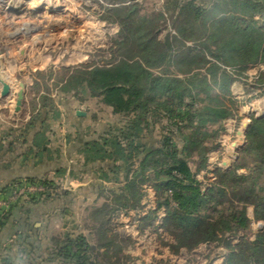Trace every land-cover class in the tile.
<instances>
[{"label":"trees","instance_id":"trees-1","mask_svg":"<svg viewBox=\"0 0 264 264\" xmlns=\"http://www.w3.org/2000/svg\"><path fill=\"white\" fill-rule=\"evenodd\" d=\"M227 1L214 0L209 7L207 0H165L160 12L156 2L147 0L153 6L149 15L140 12L139 3L112 8L114 17L126 12L120 45L127 49L111 66L67 70L63 92L79 94L86 86L122 118L119 127L90 143L89 152L90 160L108 163L101 170L122 173L125 182L109 189L106 204L92 215L90 232L97 247L82 234L66 235L57 249L58 264H102L101 257L119 264L120 254L126 255L122 240H133L117 231L118 219L146 206L144 185L154 188L159 201L156 210L137 219L160 237L173 236L169 249L174 253L216 244L230 250L225 264H264V230L257 243H249L239 236L248 228L244 211L228 207L252 205L264 219V119H255L248 132L243 156L255 158L248 173L218 168L204 193L194 171L207 168V155L232 117V106L217 98L232 96L231 105L236 100L232 91L238 78L225 67L264 65V0H230V7ZM168 24L176 34H164ZM23 179L54 188V195L39 201L65 191L46 178ZM160 211L166 216L157 226ZM10 215L0 221V229ZM237 237L238 248L233 245Z\"/></svg>","mask_w":264,"mask_h":264},{"label":"crops","instance_id":"crops-1","mask_svg":"<svg viewBox=\"0 0 264 264\" xmlns=\"http://www.w3.org/2000/svg\"><path fill=\"white\" fill-rule=\"evenodd\" d=\"M84 1L19 0L18 7L29 5L30 9H36L38 19L67 20L69 28L65 32L69 40H63L54 25L46 26L38 31V39L44 42L42 48L23 46L21 42L18 49L0 54V73L11 87L10 95L2 97L0 85V190L10 182L23 178H46L67 187L60 197L37 201L28 211L6 219L0 229V261L7 259L6 264H58L57 249L65 235H71V228L90 234L92 215L106 204L108 190H117L125 182L122 173L111 174L101 170L108 163L90 160L89 152L90 143L99 141L110 129L119 127L122 118L114 114L112 108L102 104L100 98L93 97L86 86L82 94L63 92L61 88L69 77L61 81L57 79L63 69L89 60L90 44L96 45L97 41V45H101L105 40V34L100 29L94 32L89 27L88 22L92 18L82 11L83 5H86ZM90 1L105 3V0ZM140 1L113 2L123 6ZM152 1L165 3V0ZM6 2L1 0V3ZM61 2L67 4V7L61 6V9L66 8L63 11L53 5ZM74 2L77 4L74 5ZM68 3L73 5L69 7ZM1 20L7 19L0 15ZM100 21L106 27V22ZM216 23H213L214 28ZM167 30H173L170 24ZM0 34V47H5L13 37H6L4 29ZM66 56L68 60L63 65L61 61ZM22 57L27 60L26 64L20 62ZM50 68H53L54 74L49 80L35 77ZM21 83L26 86L25 98L21 110L16 112ZM92 99L101 102L102 110L91 107ZM78 112L85 114L80 116ZM145 187L146 197L153 199L154 188L150 186L149 190V185ZM143 204L150 207L148 200ZM124 215H131L136 221L135 212L122 213L119 225L123 223ZM129 224L133 231L139 233V225L134 222ZM142 245L144 243L141 242ZM5 248L8 254L3 252ZM13 250L22 252L20 259ZM6 255L9 257L5 258Z\"/></svg>","mask_w":264,"mask_h":264},{"label":"rangeland","instance_id":"rangeland-1","mask_svg":"<svg viewBox=\"0 0 264 264\" xmlns=\"http://www.w3.org/2000/svg\"><path fill=\"white\" fill-rule=\"evenodd\" d=\"M16 1L17 3L19 2V0ZM113 1L114 0H105V3L92 2L90 0L84 1L86 4L83 5L84 10H82L83 7L82 9L80 8L79 10H82L86 15L90 14V17L92 19H90V21L88 22L90 23L89 27L92 28V31L94 32L100 29L103 32V34H105V37L102 36L105 40L101 45H97V41H96V45L90 44L91 53L89 60H87V62L79 63L75 66H71L68 69L71 70L73 69L72 71H74L76 69L84 68V66L85 67L87 66L89 68H92L94 66H111L118 61L119 56L122 54V52H124L127 49L125 45L123 46L120 45V40L122 39V37H124L122 35V30L125 27L126 22L124 21L123 15L126 12H122V11L118 12L117 16L114 17V14L111 12V9L119 5H116V3ZM146 1L147 0H141L140 2H138L141 5L139 9L142 14L149 15L153 11V6L150 5L151 3H146ZM211 1L214 0H207V5H209V7L212 6L210 3ZM220 1L224 2V0H220ZM62 3L63 2L56 3L53 5L58 6V10L63 11L66 8L61 9L62 8L61 6L63 5L66 6L67 4H62ZM156 3L157 4L155 5L157 11L163 12L164 9H166L164 7L165 4L162 3L161 1H158ZM68 4L69 7L73 5V3H68ZM75 4H77V2H74V5ZM144 4H148V6L144 8L142 6ZM50 5L51 3L48 2V6ZM230 6H231V1L228 0L227 7ZM24 8L27 9L26 13H23L20 16L13 15L11 13H8L6 3H1L0 0V15H2V17L4 18L6 17L7 19V20H1L0 31L1 29H4L6 37L7 36L8 38L9 36L13 37V39H10L7 42L8 44L5 45V47L2 46L0 47V54H6L9 52L11 53L16 48L18 49L19 44H21V42H23L22 44L23 46L28 45L30 47L34 46L36 48H42L44 42L38 39L39 36L38 31H42L41 28L43 27L45 28L46 26L49 28L51 26L53 27L54 25V28L56 29L55 31H57L58 34H62L63 40L65 41L69 40L67 37L68 35L65 32L69 28L67 26L68 25L67 20L44 21L43 19L37 18L36 9L35 10L30 9L29 5H25ZM32 10L35 12H29ZM99 19L106 22L105 23L106 27L103 26V23H101ZM115 20H117L118 22H114ZM256 20H260V18L258 17L256 18ZM75 23H77V21H75ZM58 24L60 26H58ZM69 24H71V22ZM23 31L26 32L27 35L24 36ZM168 33L174 34V30L164 31L165 35ZM20 34L22 36L18 38V35ZM94 43H95V39H94ZM67 58L68 57L66 56L61 61L63 65L67 63L68 60ZM26 61L27 60L24 57H22L20 60V62L23 64H26ZM225 68L227 69L228 72H230L231 74H233L235 77L238 78V81L233 87V91H232L233 98H235L236 100L235 103L231 105L230 101L232 96L225 98V96H223L222 94H218L217 98L222 104L232 106L231 109L232 117L226 119V121L223 124L224 129L217 136L216 143L218 146L212 148L211 152L207 155V160H206L208 164L207 168L203 169L202 172L201 171L198 172L196 168L194 170L196 177L201 181L200 186L204 191V193L208 192V187L212 185L214 179L216 178V170L218 168L223 170L237 169V172L239 174L248 173L249 170L247 166L253 168L254 162L252 160L255 158L253 156L250 157L243 156V151L248 142L249 131L247 132V129L250 123L249 121L255 120L254 116L256 115L258 116L261 113H264V65H257L253 67L250 66L247 67L246 69H241L238 66L234 68L232 67H225ZM68 69H63L62 72L57 75L58 81L63 80L68 75V71H67ZM71 70L70 72H72ZM41 73L42 74L36 75L35 77L38 76L39 80L45 81L46 79L49 80L51 78V75L54 74V71L53 68H50L46 72H41ZM3 78L7 81L5 76H3ZM80 92H81L80 94H82V89L80 90ZM88 92L91 93L90 90ZM90 103H91V107L95 109L99 108L102 110V106L100 105L101 102L98 99L97 100L92 99L90 100ZM207 104H210V102L209 103L207 102ZM158 132L159 130L156 132V135H158ZM179 146H181V144H179ZM234 152L238 154L237 159H235L233 156ZM260 184L264 186V178L260 180ZM62 186L63 189L66 190L67 188L66 185H62ZM145 186L146 185H144V191L146 193L147 189ZM148 189L151 190L150 186ZM53 198L54 196L52 197V199ZM153 199L155 201H153ZM153 199L151 197L147 198L146 200H148V205L150 207H142V209H140L139 212L135 213L136 216L134 219L136 221L132 220V217H130L131 215H124V217H122L123 223L120 224L121 227H117V231L121 234V236L125 235L131 238L133 242H130L127 239V237H126L127 240H125L126 242H123L124 240H122L121 243H123V245L125 246L124 251L126 255L120 254L119 264H225L226 263L230 254V250L226 249L225 247L217 246L216 244H200L199 247H197L190 253L183 249L176 254L171 249H169L170 246L174 243L173 236L169 235V233H165L160 237L159 236L160 234L155 232L154 227L142 228L141 223L137 219V217L139 218L145 217L148 215L150 209L153 210L157 209V203L159 200H158V194L155 190H154ZM36 202L37 201H27L21 204L11 212V216L12 217L17 216L20 215V213H24L25 211H28L30 207L36 204ZM84 203L85 202H82V204ZM228 207L234 208L235 210L238 211H244L245 216L248 218V228L243 230L244 232L240 233L239 236L243 237L245 235V239L249 243H257L258 234L264 230V219L256 213L254 206L250 205L246 208H241L236 204L234 205L229 204ZM156 215L158 219L155 221V225L159 226L162 224V219L166 216V214L163 211H160L157 212ZM131 222H134L135 225H139L140 227V229H138L139 233L133 231V229L130 228L129 223ZM124 224L126 225V228ZM70 232L73 237H76L80 234L84 235L87 238V241L91 243L92 246L97 247L94 241L95 238L93 236L90 237L91 233L88 234L87 231L85 230L79 232L77 231V229L74 228H71ZM240 237H237L233 240L234 246L237 247L238 244L241 242ZM163 238H164V243L161 240ZM141 242L144 243V245L141 246ZM245 248L246 245L243 244L242 251ZM7 250L8 249L5 248L3 252L5 254H8L9 251ZM94 253H96V251ZM249 253H250L249 250H247L246 254ZM15 254L17 255V258H19L22 255V252L16 250ZM4 257L8 258L9 255H6ZM5 261H7V259L5 260L2 259L0 261V264H6ZM100 263L113 264L112 262H108L106 259L102 257L100 258Z\"/></svg>","mask_w":264,"mask_h":264},{"label":"built area","instance_id":"built-area-1","mask_svg":"<svg viewBox=\"0 0 264 264\" xmlns=\"http://www.w3.org/2000/svg\"><path fill=\"white\" fill-rule=\"evenodd\" d=\"M55 192L54 188L48 185L26 179L9 183L0 190V221L16 206L27 201H39L45 196L54 195Z\"/></svg>","mask_w":264,"mask_h":264},{"label":"water","instance_id":"water-1","mask_svg":"<svg viewBox=\"0 0 264 264\" xmlns=\"http://www.w3.org/2000/svg\"><path fill=\"white\" fill-rule=\"evenodd\" d=\"M4 1H7L6 2V5H7V11L8 13H11L13 15H17V16H20L22 15L23 13H26L27 9L26 8H20L18 7L17 5V1L16 0H4ZM30 12H35V11H30ZM37 13V12H36ZM0 85L2 87L1 89V96L2 97H7L10 95L11 93V87L10 85L7 83V81L3 78V75L0 74ZM20 91L18 92L17 94V99H16V108H15V111L18 112L21 110L22 108V104H23V101H24V98H25V84L21 83L20 84ZM85 113H81V112H78V115L82 116L84 115ZM256 120H261V119H264V113H261L260 115H256L254 116ZM249 125H248V129H247V132L249 131V129L251 128L252 124H253V121H249ZM246 144V143H245ZM233 156L235 159L238 158V154L237 153H233Z\"/></svg>","mask_w":264,"mask_h":264}]
</instances>
